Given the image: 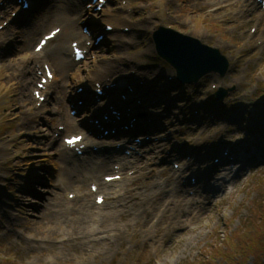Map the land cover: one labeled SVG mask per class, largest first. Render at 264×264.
I'll return each instance as SVG.
<instances>
[{"label":"rangeland","instance_id":"374dc122","mask_svg":"<svg viewBox=\"0 0 264 264\" xmlns=\"http://www.w3.org/2000/svg\"><path fill=\"white\" fill-rule=\"evenodd\" d=\"M54 1L37 0L32 11L23 17L25 23L3 26L7 23L4 21L6 17L0 15V27H3L0 30V264H200L207 261L211 249L225 248V237L230 239L234 233L252 228L254 222L264 216V9L256 0H109L100 12H96L92 11L93 5L73 0L81 10L76 15L73 11L61 10L64 2ZM12 15L7 11L6 16ZM79 15L81 21L71 22L75 26L74 32V27L63 28L62 24ZM54 16H59L60 22H52ZM120 16L125 17V21H118L114 32L105 34L104 41L98 45L93 46L92 39L82 35L83 26L90 28L94 37L102 34L105 21L101 20H116ZM142 18L147 21L143 23ZM159 26L218 49L229 63L228 71L223 77L211 73L195 85L177 86L175 82L168 81L174 76V71L156 56L151 40L152 32ZM8 28L11 39L4 41V32ZM53 28H60L61 35L49 42L47 53H55L37 64H26L34 67L37 74L36 81L28 88V102L24 96H18L22 77L26 75L22 63L33 53L37 40ZM71 32L74 37H70ZM117 38L128 42L123 50H118ZM79 41L88 47L86 58L61 69L60 64L65 59L59 49L69 52V43ZM110 61H114V65L118 61L126 69L112 80L130 78L135 86H143L140 77H144L146 83L141 93L134 96L136 98L130 96L137 106H134V115L140 117L137 120L139 130L128 139L129 145L122 146L119 157H124L122 152L128 146L135 147L136 154L127 160L133 164L141 161L148 166V171L140 176L129 166L118 174L121 177L118 182L127 186L132 179L131 183H139L142 191L150 197L155 192L162 196L157 197L161 201L156 204V213L145 220L130 210L121 212L119 204L116 211L111 212L109 201L105 206H94L93 197H90L94 214L106 215V219L100 227L97 226V233L90 235L93 242L85 243L77 240L79 236L72 235L71 230L51 226V222H56L55 217L47 216L49 212L42 207L41 200L50 199V194H55L66 202L72 201L67 195L71 192V185L65 189L53 188L55 176L60 172L67 174L62 168V171L55 168L53 163L69 167L62 159V138L81 135L83 140H95L99 147H92V150H97L92 153L104 157L106 150H112L124 140L120 136L111 139L108 136L110 130L101 131L97 139L93 138L90 130H83V126L93 123L94 119H88L94 109L92 106L85 108L89 111L77 112L78 116L73 117L75 121L68 120L72 118V103L82 102V99L68 97L70 91L76 93L78 88L82 89L78 77L86 84L83 88H88V93L93 96V84L99 86L108 75V69L102 71V65ZM42 65L49 66L55 77V82L47 85L46 93L53 91L56 98L62 87L65 90L59 95L65 103L66 120L61 122L58 118L59 122L54 126L58 131L63 129L57 137L58 146H49L48 141L42 138L44 131L21 132V122L25 117L22 113H26L28 108L40 109L36 124L42 127V120L52 118L51 110L59 101L57 98L50 101L45 96L46 103L39 108L33 98L35 84L43 77ZM153 75L152 81L146 79ZM133 88L124 82L121 90L127 93ZM219 88L226 95L216 102L213 96ZM100 89L104 91L102 87ZM54 91L58 92L56 96ZM110 93L114 96L104 91L101 106L97 107L99 112L110 104L111 99L120 101V93ZM139 102L142 106L137 105ZM193 112L201 116L196 117ZM95 120L99 122L100 118ZM73 125L75 130L71 127ZM104 132L106 136H102ZM135 140L142 144L137 146ZM150 143L158 144L151 157ZM218 148H229V154L237 157L228 165L231 169L225 168L224 158L220 157L224 151ZM58 149L60 152L56 151ZM187 151H190V156L200 159L195 167L201 172L211 166V170L220 169L221 173H227L222 187H219L221 182H217L221 176L213 180L212 172L205 182L201 181L206 178L204 174L200 178L188 171L178 180L172 176L171 172L177 170L179 174L182 164L192 160L185 156ZM90 152L80 156L81 160H86L85 164L86 158L93 155ZM239 160H244V164L241 165ZM113 164L111 169L117 167ZM236 166L240 167L239 171H235ZM86 169L81 168L82 171ZM111 174V170L104 171L100 178ZM76 175L80 177V174ZM189 178L196 179V183L189 185ZM72 180L70 184L75 183ZM89 182L79 183L81 193L87 192ZM175 184L180 190L174 194L171 188ZM200 184L212 189L211 194H203L200 198L193 196V189L198 193L202 191ZM218 187L220 192L216 191ZM116 190L121 191L120 187ZM173 195L178 200L184 198L181 210L190 216L168 211L160 216ZM212 195L215 196L212 198ZM74 205L78 208L80 203ZM199 207L201 211L197 210ZM177 216L187 220L181 227L176 226L172 218ZM108 217L112 219L107 220ZM90 227L96 228L94 224L85 226L86 229ZM146 229L147 233L142 235ZM251 263L250 256L246 264ZM215 264L225 263L217 260Z\"/></svg>","mask_w":264,"mask_h":264},{"label":"bare ground","instance_id":"6f19581e","mask_svg":"<svg viewBox=\"0 0 264 264\" xmlns=\"http://www.w3.org/2000/svg\"><path fill=\"white\" fill-rule=\"evenodd\" d=\"M31 3V7L32 9L34 8L33 5H36V1L37 0H28ZM57 1H61L64 2V5L61 7V10L63 12H69V11H73L74 13H76V15H78L81 10L78 6V4H74L73 0H55L54 2ZM0 2H6L3 3V6H0V15H2L3 17H6L4 21H7L10 24L16 23V22H22L25 23V19L23 17H25L26 13H23V11L20 9H18L19 4L16 3V0H0ZM55 6V5H54ZM20 7H21V3H20ZM31 9V10H32ZM30 10V11H31ZM122 10V9H121ZM3 11V12H1ZM7 11L15 12L18 16V18L14 19V22L12 21V18L10 16H6L7 15ZM29 12H27L28 14ZM46 11H44L43 16H45ZM59 16H54L51 21L52 22H60L59 20ZM113 18V17H111ZM81 16H77L74 17L71 21H67L65 24H62L63 28H73V32L75 31V26L73 24H71L72 21H81ZM47 22V19L45 20ZM105 21V25H111L113 27L112 32H114L115 28L117 27V25H119V22H124L125 21V17H121L119 19H110V18H106L101 20V22ZM141 21L143 23H145L147 20L146 18H142ZM64 22V21H63ZM107 22H111V24H108ZM130 22V21H129ZM137 22V21H136ZM8 27V25H7ZM37 27H39L37 25ZM8 32V34H7ZM61 35V31L59 32ZM4 41L11 39V30L6 29V32H4ZM121 36V35H120ZM70 37H74L73 33L71 32ZM117 46H118V50H123V48L126 46V44H128L127 41H124L122 39L117 38ZM7 42V41H6ZM4 42H2L3 44ZM71 43V42H70ZM47 47L48 45L45 46L44 49L41 50V52L35 54L32 53L30 54L27 59L25 60V62L22 63V65L24 64V66H22V70L23 72L26 73L25 76L22 77V84L18 93V96L23 97L24 99H26V101L30 102V98H28V88L31 87L34 82L37 79V74L35 72V68L34 67H30L29 65L27 66L26 64H37L39 60H42V58L46 57L47 55H52L53 53H55L54 51L50 54L47 53ZM60 52L63 53L64 55V59L65 62L61 63V69H64L68 66V64L70 65V63L73 61L71 56H70V50L69 52L66 51L65 49H59ZM113 56V55H111ZM71 58V59H70ZM114 62V61H112ZM111 61L107 62L103 66L102 71H105L108 69L107 72V76L104 80H101L99 87L103 90H107V94L108 95H112L110 92H118L122 93L123 89V84L124 82H128L133 88V92L130 94L133 97L139 93H141L142 91V87L146 86V83L143 81L145 80L144 77H140V79L142 80V85L143 86H134L133 79L130 78H126V79H120L117 78L115 80H112L113 77H115L116 75L122 73V70L125 71L126 69L124 67H121V64L117 61L116 64L114 65ZM44 73V72H43ZM137 78L136 74H134V78ZM153 77H155V75H153L151 78H149L148 76L146 77V79H152ZM108 79V82H106V80ZM78 83L80 84V86L82 87L85 86L83 84V80L78 77ZM152 81V80H151ZM55 82V77L52 78L51 82L49 83H53ZM110 83H113V86L109 85ZM83 88V87H82ZM93 89H96V87H94ZM64 88L62 87L60 89L59 94L64 93ZM47 84L45 85V89L43 91L40 92V96H47L48 100L52 101L54 99V101H56V98L59 100L58 103H56V106L54 108H52L51 110V116L52 118L47 121V120H42V127L38 126L36 124V122L38 123V118L40 117V109H37L36 107H30L27 109L26 113H22L24 117V119L21 122V127L22 130L21 132H29L30 131H44V137H42L43 139H45V141H48L49 146H58L57 145V137L59 136V134L62 131H58L54 128V126L56 125L57 122H59V119L61 120V122H64V120H66V118L64 117V113L66 114V110H65V103L62 99V97L58 94V96H56V94L58 92H55V96L56 98H54V93L53 91L50 92V94H47ZM69 98L73 99V98H79L82 99L83 101V107L81 108V106H78V104L76 103H72L73 108L77 110V112L81 113L82 111H84L85 107L90 106L91 105V100L92 98H94V95H90L88 93V88H83L82 92L80 93H71V91L69 92ZM90 95H88V94ZM122 94H126V93H122ZM87 96H89L90 98L88 99ZM114 96V95H112ZM126 97H129V95H127ZM46 101V99H44L43 103ZM53 101V102H54ZM70 103V102H69ZM49 104V103H47ZM71 104V103H70ZM95 104V101H94ZM112 107L114 109L117 110V112L120 111V109H123V113L122 116H127L129 118H132L134 115V111L131 107H133V99H130L127 101V99H124V101L122 102L121 100L118 101L117 99H111V103ZM68 106V104H67ZM42 105L39 107L41 108ZM127 110V111H126ZM129 111V112H128ZM131 112V113H130ZM99 115V109H95L91 112L90 117L88 119H97V116ZM165 118V117H164ZM166 119V118H165ZM68 120L71 121H75L73 118H69ZM109 121L107 120H103L100 124L103 127H110L112 129H115V131H119V122L122 120V117L120 116L119 119H115V118H108ZM63 125V124H60ZM135 126V121L132 123V128ZM73 127V129L75 130V126H71ZM83 129H89L91 131V135L93 137L97 136V130L96 128L91 125H85L83 126ZM135 129H131V133L126 134V137H128L129 139L132 138L134 136V134L137 133L136 129L135 131H133ZM77 131V128H76ZM79 134V133H78ZM119 134H124L123 131H119ZM54 135L56 136L54 138ZM69 137V136H68ZM66 137V138H68ZM85 140L79 143V145H83L84 146V153L87 154L86 152H89V150H92V147H98L99 144H96L97 142L95 141H90L87 140V138H84ZM151 148H152V152L150 154V157L153 156L154 151L157 149L158 144H153L150 143ZM60 147V146H59ZM61 152H62V159L65 160V162L67 164H69L68 169L66 168V166H63V163L60 164L57 162H54V167L58 168L59 171L66 172V175H62L61 172L58 174V176H55V185H53V188L56 189H60L63 188L65 189L67 187V185H71L69 186L71 189V192H68V194H73V199L71 202H66L61 196L59 195H51L50 194V199H42L41 200V205L42 207H44V209H46L47 212H49V214H47V216H52L55 217L56 222L52 223L51 222V226H56V227H64L66 229V231L71 230V234L74 236H79L77 237V240H81L85 243H89L90 241L93 242L92 240H90V235L93 233H97L98 230V225L100 227V225L102 224L103 220L106 219V215H101L97 212L93 211V207L90 205V197H93V201L95 202V199L97 198V196H102L104 198V201L102 202V204L100 206H105L106 201L108 202V205H110V210L112 211H116L117 208V204H119V207L121 208V212L123 210H130L132 212H134L137 216H143V219H147L148 216L155 214L156 213V204L157 202H160L161 199H157L158 196H162L160 195L161 193L159 192H155L153 193L152 197H150V195L145 194L142 191V188L139 186L138 184H133L131 183L132 179H130V183L126 186V185H120L118 181H113L109 184H106L103 180L104 177H110V176H114V175H118L119 173H121L123 170H125L126 168L130 169L134 168L136 169V173L140 176H143L147 173L148 171V166L147 165H143V163L141 161H136L134 164L131 163L129 160H127L126 158H120L117 154H115L116 152L112 149V150H106V156H102V155H98L92 153V151L90 152L91 154H93L92 156L86 158L88 159V161L85 164L86 160H81L79 158H76L75 155L72 153L73 150H68L66 149L65 145L63 144V142L61 143ZM58 152H60V150H56ZM161 152V151H160ZM163 152V151H162ZM180 153V152H179ZM182 153V152H181ZM189 153V152H188ZM242 155V154H241ZM98 157V158H96ZM182 159V157H181ZM180 159V160H181ZM192 162L196 163L200 161L199 158L197 157H192ZM152 160V159H150ZM178 160V161H180ZM237 160V159H236ZM79 162V164H75V162ZM239 162H241V165L244 164V160H239ZM61 163V162H60ZM111 163H114L113 165H116L118 168V171L114 170L113 168L111 169ZM143 165V166H142ZM187 163L182 164L181 168H182V172H180L179 174H177V172H171L172 176H176V180L180 179V176L183 175V173L185 172V169H187ZM192 166V165H191ZM62 168V170L60 169ZM81 168H87L86 171H82ZM209 168L206 167V170ZM227 169H230L229 167H225ZM239 168H237L236 171H239ZM112 172L111 175H105L103 177L100 178V174L104 171L108 172L110 171ZM62 172V173H63ZM211 172L213 173L211 175V178L214 180L217 177L221 176L217 181V182H221L219 184V187H222V184L224 183V180L227 177V173H221L220 169H214L211 170ZM162 173V172H161ZM76 174H80V177H78ZM223 174V175H222ZM76 175L75 177H73V180L71 179V176ZM196 175H198L196 173ZM210 174H208L209 176ZM63 176L67 177L66 179L63 178ZM204 177L203 175H201L200 178ZM126 179V178H124ZM208 177L201 179V181H207ZM73 181L75 183L70 184V181ZM91 181V182H89ZM95 181V182H94ZM148 181V180H147ZM166 181V180H165ZM85 182H89L88 187H87V192H80V184H83ZM167 182V181H166ZM204 182H202V185L204 186ZM91 185H96V192L95 194H93L89 188ZM190 185V184H189ZM200 184V186H202ZM126 186V187H125ZM200 187L202 188V191L200 193H198L197 191H194V189L192 190V194L193 196H198L199 198L202 197L201 195L203 194H211L212 189L206 187ZM65 187V188H64ZM120 187L121 191L116 190V188ZM183 187V186H182ZM216 189V191L220 192L221 188ZM68 188V187H67ZM145 188H149L145 185ZM149 189H146V191H148ZM180 189L178 188V185L176 186V184L171 188L172 193L174 192L177 193ZM184 190V189H183ZM223 192V191H222ZM186 193H189L188 190L186 191ZM207 195V194H206ZM215 195H212L211 197L213 198ZM184 198L182 197L181 200H178V198L176 199V197H174L169 201L166 202V205L162 208V211L160 213V216H162L164 211H168L171 212V214H176V213H180L182 212L184 215L186 216H190L188 214V212L186 211L184 213L183 210H181L183 207L181 205V201ZM160 200V201H158ZM49 203V204H48ZM80 203V205L75 206L74 204H78ZM197 203V202H196ZM72 204V205H71ZM189 204V202L187 203ZM94 206H96V204L94 203ZM166 208V209H165ZM198 211H201V207H199L197 209ZM127 212V211H126ZM128 214V213H127ZM125 216H128V215ZM175 221V225L176 226H183L184 223H186L187 220H183V218L181 216H177V217H172ZM185 218V217H184ZM112 218L108 217L107 220H110ZM187 219V218H186ZM106 220V221H107ZM95 225L96 228H91L90 229H86L85 226L88 225ZM146 225H144L142 227V229L145 228ZM151 228V227H150ZM158 231V229L155 231V233ZM147 233V229L145 231H143L141 234H146ZM76 238V237H75ZM90 240V241H89Z\"/></svg>","mask_w":264,"mask_h":264},{"label":"water","instance_id":"95a60500","mask_svg":"<svg viewBox=\"0 0 264 264\" xmlns=\"http://www.w3.org/2000/svg\"><path fill=\"white\" fill-rule=\"evenodd\" d=\"M156 55L174 71L181 85H195L201 78L216 73L223 77L228 62L218 50L171 29L159 27L152 35ZM226 92L219 89L214 98L221 101Z\"/></svg>","mask_w":264,"mask_h":264},{"label":"trees","instance_id":"16d2710c","mask_svg":"<svg viewBox=\"0 0 264 264\" xmlns=\"http://www.w3.org/2000/svg\"><path fill=\"white\" fill-rule=\"evenodd\" d=\"M253 225L239 234L234 233L230 239L225 237V248L214 246L217 249H211L208 260L200 264H215L217 260L225 264H246L250 256L251 264H264V216H260Z\"/></svg>","mask_w":264,"mask_h":264},{"label":"snow or ice","instance_id":"6c2138e0","mask_svg":"<svg viewBox=\"0 0 264 264\" xmlns=\"http://www.w3.org/2000/svg\"><path fill=\"white\" fill-rule=\"evenodd\" d=\"M39 50V49H38ZM78 139V138H77ZM69 144L75 143V140H69L68 141Z\"/></svg>","mask_w":264,"mask_h":264}]
</instances>
